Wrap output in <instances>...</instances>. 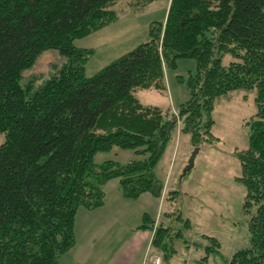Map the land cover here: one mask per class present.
I'll return each mask as SVG.
<instances>
[{"label":"trees","instance_id":"trees-1","mask_svg":"<svg viewBox=\"0 0 264 264\" xmlns=\"http://www.w3.org/2000/svg\"><path fill=\"white\" fill-rule=\"evenodd\" d=\"M119 1L0 0V264H60L76 246L78 211L104 207L113 180L128 200L163 198L156 169L175 131L189 135L193 149L214 143L215 102L239 90H256L249 147L235 153L244 209L256 211L249 246L223 264H264V0H159L169 3L167 16L151 25L150 40L88 78L95 51L75 42L119 20ZM155 1L140 0V8ZM49 50L66 63L39 88L24 87L23 73ZM224 55L236 60L224 66ZM183 58L197 62L187 101L164 111L136 97L138 89L167 92L165 71ZM115 149L139 158L95 162ZM138 229L153 232L151 252L162 264H176L177 241L191 249L193 225L180 210H166L159 224L145 214ZM204 238L206 255L183 264H208L219 252L218 238Z\"/></svg>","mask_w":264,"mask_h":264},{"label":"rangeland","instance_id":"rangeland-1","mask_svg":"<svg viewBox=\"0 0 264 264\" xmlns=\"http://www.w3.org/2000/svg\"><path fill=\"white\" fill-rule=\"evenodd\" d=\"M139 1L120 0L113 7L119 20L75 42L78 48L95 51L86 65L88 78L95 76L139 45L148 42L151 25L165 20L169 6L167 1L158 0L148 6L144 5L147 7H141L142 9ZM235 60L236 58L231 55H224L223 65L228 66ZM66 61L67 59L55 50L45 51L38 57L34 66L23 73L22 85L26 87L27 84H31L34 89L39 88ZM196 73V60L180 59L175 69L168 68L165 71L167 92L138 89L135 95L145 105L158 106L164 111L175 110L190 98L187 82L189 77ZM255 99L256 90H239L216 100L212 113L215 122L212 133L218 140L202 146L194 168L186 176L182 175L185 167L182 168L175 180L173 192L178 194H174L176 198L174 197L175 199L168 204L166 210L170 214L180 210L184 218L191 220L193 229L186 233V239L191 249H194L193 251L186 248L183 240L177 241L178 254L174 260L176 264H183L186 260L191 262V257L205 256V248L211 244L204 238L205 235L216 237L221 243L219 252L210 255L208 264H223L228 261L235 249L249 246V222L256 207H253L249 213L244 209L247 192L243 184L237 180L242 170L235 153L249 147L250 129L247 123L256 116ZM178 132L175 131L173 134L157 167L156 174L162 180H165L166 169L173 160ZM183 136L189 139L188 152L191 155L194 149L190 143V136L187 134ZM4 141L2 134L0 147ZM138 158L132 150L115 149L109 153L98 154L95 162L101 164L106 161H116L127 164ZM111 198L115 201H111L102 212L87 211L83 208L78 211L75 226L77 243L74 250L70 251L71 253L60 259L61 264H107V262L113 264L112 260L115 259V263L117 262L119 258L117 255L122 252V249L125 264H137L139 255L140 259L142 258L147 249V243L138 244L136 238L138 236L134 234V231L143 221L145 212L156 219L157 211L154 207L134 204L136 206L127 216L128 205L122 206L116 201L115 196L111 195ZM107 199L109 195L105 193V204ZM122 208L127 211L125 218L122 219L124 221L102 225L104 218L116 217L118 214L116 211ZM174 217L168 219V224L174 222ZM181 227L182 224L179 223L178 228ZM139 233L147 236L149 234ZM90 250H92V257L87 256ZM152 255L155 254L152 253Z\"/></svg>","mask_w":264,"mask_h":264},{"label":"crops","instance_id":"crops-1","mask_svg":"<svg viewBox=\"0 0 264 264\" xmlns=\"http://www.w3.org/2000/svg\"><path fill=\"white\" fill-rule=\"evenodd\" d=\"M183 135L184 134H182L180 131L178 132V135H177L178 141L176 142V151L174 153L173 160L171 161V163H169V165L166 169V172H167L166 175L167 176L164 180V182H165V196L161 199H156L151 194L146 193V194H143L138 200H128L123 196L119 180H113V181L109 182L105 187V193L107 195H109V199L106 200V204L104 205V207H102L98 210H95V211L102 212V210L107 208L108 204L111 201L114 202L115 200H113L111 198V195H112V196L116 197V199H117L116 201H118L122 206L128 205V207L126 209L128 212L126 210H124V208H122L121 210H117L116 211L118 213L117 216L114 218H110V219H108L107 217L104 218L102 221V225H107L108 223L112 224L115 221H119V222L124 221L122 219L125 218V213L127 212V216H128L129 211L131 209H134V207L136 206L134 204L145 205V206H148L151 208L154 207L155 210L157 211L156 219L153 218L152 216H150L149 213H147V212H145L143 214V216L145 214H148L153 220H155L157 222V224L161 223L162 216H163L164 212L166 211L168 204H169L167 202V199H166L167 194L171 189L174 188L175 180L178 178V174L180 173L182 168L186 167V165L188 163V159L190 157L189 152H188L189 151V149H188L189 139H188V137L186 138ZM160 179H162V178L160 177ZM142 220H143V217H142ZM141 224H142V222H141ZM139 226H137L136 230L134 231V234H137V236H138V237H136L137 243L143 245L146 242L147 243V249H146L145 254L142 256L141 259H140V255H139V257L137 259V264H144L145 255L147 254L148 250L151 247V243H152V239H153V232L139 230L138 229ZM104 231L101 232L102 235H103ZM139 232H146L149 234L147 236L145 234L142 235ZM191 250L194 251V249H191ZM91 251L92 250H90V252L87 253L88 257H92ZM117 258H118V260L116 259L117 260L116 263H115V259L112 260V261H114L113 264H125L124 263V250L123 249H122L121 253L119 252V254L117 255ZM107 264H108V262H107Z\"/></svg>","mask_w":264,"mask_h":264},{"label":"water","instance_id":"water-1","mask_svg":"<svg viewBox=\"0 0 264 264\" xmlns=\"http://www.w3.org/2000/svg\"><path fill=\"white\" fill-rule=\"evenodd\" d=\"M200 149L201 148L199 147L195 148L193 152L191 153L190 158L188 160V164L183 171V174H182L183 176H186L194 168L196 158L198 154L200 153Z\"/></svg>","mask_w":264,"mask_h":264},{"label":"built area","instance_id":"built-area-1","mask_svg":"<svg viewBox=\"0 0 264 264\" xmlns=\"http://www.w3.org/2000/svg\"><path fill=\"white\" fill-rule=\"evenodd\" d=\"M144 259V264H162V259L158 255H152L149 251Z\"/></svg>","mask_w":264,"mask_h":264}]
</instances>
